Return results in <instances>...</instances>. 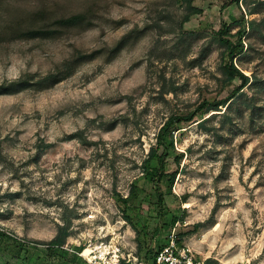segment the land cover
<instances>
[{
	"label": "rangeland",
	"instance_id": "obj_1",
	"mask_svg": "<svg viewBox=\"0 0 264 264\" xmlns=\"http://www.w3.org/2000/svg\"><path fill=\"white\" fill-rule=\"evenodd\" d=\"M244 1L252 7L256 0ZM196 4L202 14L184 24V37L176 29L183 7L173 0H13L0 6V86L26 73L41 78L78 51L111 48L130 31L138 36L110 62L96 57L49 89L0 95V231L26 246L14 261L16 247L0 240V264H57L35 243H48L62 226H68L63 250L69 261L77 256V264H89L88 254L110 257L119 247L133 264H151L142 228L155 214H137L135 230L115 198L127 197L141 178L154 136L170 115L239 85L223 88L222 48L212 34L221 17L230 22L229 16L247 14L246 6L240 2L239 10L231 6L220 14L222 0ZM87 6L100 16L89 29L52 40L4 35L39 23L38 11L61 16ZM245 42L248 57L234 63L260 82L254 89L260 110L235 111L228 125L219 116L204 127L193 122L175 134V149L184 154L172 193L184 198L185 212L171 233L203 264H264V40L247 36ZM254 90L245 89L246 97ZM77 132L80 139L72 137ZM163 237L150 244L158 246ZM29 249L32 258L22 260Z\"/></svg>",
	"mask_w": 264,
	"mask_h": 264
},
{
	"label": "trees",
	"instance_id": "obj_2",
	"mask_svg": "<svg viewBox=\"0 0 264 264\" xmlns=\"http://www.w3.org/2000/svg\"><path fill=\"white\" fill-rule=\"evenodd\" d=\"M9 1L13 0H0V6ZM173 1L183 7L181 19L177 23L176 29L178 34L184 37L186 35L184 24L189 22L192 17L202 14V8L197 6L196 3L204 0ZM240 2H243L246 6L247 14L243 15L240 13L236 18L229 16L230 22H225L221 17L219 29L212 34L213 39L222 48L220 70L223 76V88H229L236 80L239 85L228 89L223 98L202 100L192 110L170 115L161 124L154 136V143L150 146L143 162L141 178L131 183L127 197L118 196L115 198L120 213L123 214L125 221L132 224L135 230L137 229L133 221L138 216L137 214H144L145 211H151L152 214H155L154 218H150V222H144L145 226L142 228L144 231L142 239L144 240L145 238L144 243L148 248L146 254L149 255L151 264H153L154 255L169 243V236L174 225L180 221V214L185 212V209L181 208L184 198L177 197L172 193L176 176L180 172V161L184 154L175 149V134L181 132L184 128L182 127L183 125L193 122H198L197 125L199 127H204L205 124L219 116L223 120L222 123L228 125L232 123L235 111H238L239 116H242L243 110H249L251 114L253 111L258 112L260 110L259 106H255V95L258 94V91L254 90L257 89L260 82L254 76H246L234 61L241 65L245 58L248 57L247 49H251V45L247 46L245 42L247 36H255L256 39L264 40V16L261 19L248 20L246 18L247 16L264 13V0H256L253 2L254 5L252 7L250 6L251 3L244 0H222V5L219 8L220 14L231 6H235L239 10ZM97 17L100 16L88 6L81 11L61 16L49 15L46 12L38 11L34 14V18H37L40 24L37 23L27 28H11L4 35H9V41L52 40L75 30L83 31L91 28L94 26V20ZM231 28H234L235 32L232 33ZM136 39H138V36H135V31H130L111 48H103L90 54L78 51L71 59L62 62L54 72L41 78L36 79L34 75L26 73L16 80L4 83L0 86V95H12L28 89L35 91L49 89L67 79L80 65L92 61L96 57L105 56V62H110L127 46L129 41ZM245 89L254 90L253 96L247 98L244 93ZM240 106H242V110H240ZM221 108H224L221 114H211L205 118L208 113L221 112ZM250 119L252 120V118ZM114 123L116 121L110 122V127H113ZM101 125L103 124H100V127ZM72 137L80 139V133L77 132ZM139 181L143 182V185H139ZM170 199L177 202L176 207L169 206L168 201ZM154 220L155 223H152ZM148 225H152L153 230L146 239V235H148L146 232L149 231ZM68 235V226H62L58 228L56 236L51 241L48 243H35V245H43L45 257L57 259V264H77V256H73L72 261H69L67 260V254L63 250ZM163 235L165 237L158 241V246L150 244L152 239H157V237ZM174 236L177 247L181 248L180 236H176V234ZM0 240L11 243L16 247L17 253L11 259L17 261L19 252L24 250L22 247L26 246L17 238L2 231H0ZM74 249L79 252L82 247ZM140 249L141 247H139ZM25 254L26 256L22 260L27 261L32 258L33 253L30 249L25 250ZM122 264L130 263L122 261Z\"/></svg>",
	"mask_w": 264,
	"mask_h": 264
},
{
	"label": "built area",
	"instance_id": "obj_3",
	"mask_svg": "<svg viewBox=\"0 0 264 264\" xmlns=\"http://www.w3.org/2000/svg\"><path fill=\"white\" fill-rule=\"evenodd\" d=\"M121 250L119 247H115L112 250L110 257H105L103 253H90L88 254L87 260L89 264H122V261L125 263H130L129 260L124 259L121 256ZM153 264H203L200 262H195L192 257L191 253L188 249L182 246L178 248L175 242V236L173 233L169 236V243L164 246L161 250H159L153 258Z\"/></svg>",
	"mask_w": 264,
	"mask_h": 264
},
{
	"label": "bare ground",
	"instance_id": "obj_4",
	"mask_svg": "<svg viewBox=\"0 0 264 264\" xmlns=\"http://www.w3.org/2000/svg\"><path fill=\"white\" fill-rule=\"evenodd\" d=\"M88 253H89V251H88V250H85V251H84V254H86V255H87Z\"/></svg>",
	"mask_w": 264,
	"mask_h": 264
}]
</instances>
